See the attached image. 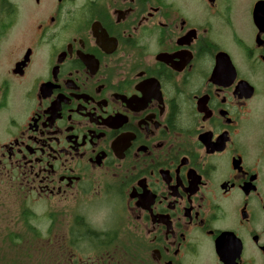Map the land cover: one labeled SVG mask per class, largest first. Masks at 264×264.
<instances>
[{"label":"flooded vegetation","instance_id":"1","mask_svg":"<svg viewBox=\"0 0 264 264\" xmlns=\"http://www.w3.org/2000/svg\"><path fill=\"white\" fill-rule=\"evenodd\" d=\"M3 203L47 264H264V0H0Z\"/></svg>","mask_w":264,"mask_h":264},{"label":"rangeland","instance_id":"2","mask_svg":"<svg viewBox=\"0 0 264 264\" xmlns=\"http://www.w3.org/2000/svg\"><path fill=\"white\" fill-rule=\"evenodd\" d=\"M0 212V264H47L45 253L42 249L48 246L46 236L34 235L24 228L19 219L16 220V226L13 231L9 229L11 216V207L8 203H3ZM88 219L96 226H102L106 221L107 209L104 207L87 208ZM74 205L65 203L63 205V216L53 218L52 227L58 226L63 230V234H67L68 227L72 222V212ZM58 223V225H57ZM54 246V247H53ZM49 250V262H54L56 259L55 244ZM47 254V251H46Z\"/></svg>","mask_w":264,"mask_h":264},{"label":"trees","instance_id":"3","mask_svg":"<svg viewBox=\"0 0 264 264\" xmlns=\"http://www.w3.org/2000/svg\"><path fill=\"white\" fill-rule=\"evenodd\" d=\"M82 220H83V217H79L78 228H79L80 236L83 237V236H87L88 234L91 235V233H93L94 238L96 240V243H97V245H99L96 248L97 253L99 254V253L105 252V250L101 246L102 243L106 242V240H104V238H103L104 233L101 234V232L93 230L87 222H83ZM74 226L75 225H73V223L70 225V235H72V231H73L72 228ZM37 235L41 236V233H38Z\"/></svg>","mask_w":264,"mask_h":264}]
</instances>
